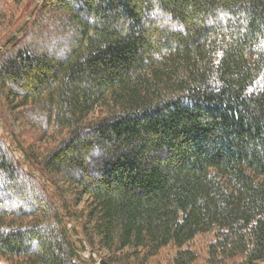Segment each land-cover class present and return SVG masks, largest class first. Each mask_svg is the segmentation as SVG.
I'll use <instances>...</instances> for the list:
<instances>
[{
  "label": "trees",
  "instance_id": "1",
  "mask_svg": "<svg viewBox=\"0 0 264 264\" xmlns=\"http://www.w3.org/2000/svg\"><path fill=\"white\" fill-rule=\"evenodd\" d=\"M33 13L0 55V110L52 192L0 137V264L81 263L56 202L105 264H194L206 235L208 264L264 263V0Z\"/></svg>",
  "mask_w": 264,
  "mask_h": 264
},
{
  "label": "rangeland",
  "instance_id": "2",
  "mask_svg": "<svg viewBox=\"0 0 264 264\" xmlns=\"http://www.w3.org/2000/svg\"><path fill=\"white\" fill-rule=\"evenodd\" d=\"M43 4V0H0V55L5 53L9 46L15 41H19L24 36V28L33 22L34 9H38ZM24 22L27 25L23 27ZM49 27V26H48ZM50 30L52 24H50ZM38 46L45 45L41 42L37 43ZM0 110V137L2 140L7 142V146L11 147L15 160L22 165L23 169L30 173L33 177L39 180L43 185L49 187V191L52 192V187L45 177L35 168L31 167L29 163L26 162L23 154L17 149L12 138L10 136V131L4 119L2 118ZM1 198L4 196L1 195ZM61 215L63 216V221L68 230V235L72 241L76 252L80 258V264H99V259L101 258L98 254L92 253L90 248L85 244L80 234L75 232V225L73 220L75 218H70L66 213L63 212L61 204L56 202ZM82 207V206H81ZM77 209V212L81 209ZM74 211V210H73ZM212 239V235L200 236L193 243H191L190 248L197 255L196 262L194 264H208L207 262V246ZM103 253V252H102ZM102 253H100L102 255ZM105 255V253H103ZM175 255V250L173 248H166L161 251L155 258L148 260L145 264H172V260ZM0 262L5 263L4 260L0 259ZM238 263L231 262L230 264ZM7 264H23L20 260H12V262H7ZM264 264V263H262Z\"/></svg>",
  "mask_w": 264,
  "mask_h": 264
},
{
  "label": "water",
  "instance_id": "3",
  "mask_svg": "<svg viewBox=\"0 0 264 264\" xmlns=\"http://www.w3.org/2000/svg\"><path fill=\"white\" fill-rule=\"evenodd\" d=\"M99 264H105V263H103L101 260L99 261Z\"/></svg>",
  "mask_w": 264,
  "mask_h": 264
}]
</instances>
